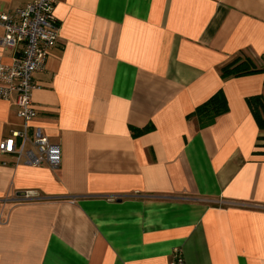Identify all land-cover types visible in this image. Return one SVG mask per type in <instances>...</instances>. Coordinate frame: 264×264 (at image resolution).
I'll return each mask as SVG.
<instances>
[{"label":"crops","instance_id":"obj_1","mask_svg":"<svg viewBox=\"0 0 264 264\" xmlns=\"http://www.w3.org/2000/svg\"><path fill=\"white\" fill-rule=\"evenodd\" d=\"M54 14L33 124L61 162L0 152V264H169L174 248L184 264H264V131L246 103L264 72L220 75L241 54L264 66V0H58ZM219 89L228 111L199 128L187 116ZM16 110L0 100V141Z\"/></svg>","mask_w":264,"mask_h":264},{"label":"built area","instance_id":"obj_2","mask_svg":"<svg viewBox=\"0 0 264 264\" xmlns=\"http://www.w3.org/2000/svg\"><path fill=\"white\" fill-rule=\"evenodd\" d=\"M58 0H30L12 13L0 11V46L14 49L9 62L0 55V100L14 97L21 128L11 130L0 141V152L11 154L15 164L48 166L61 162L60 146L38 125L32 91L37 88L33 74L45 68L50 50L59 39L60 24L54 14ZM169 264H184L181 251L174 248Z\"/></svg>","mask_w":264,"mask_h":264},{"label":"trees","instance_id":"obj_3","mask_svg":"<svg viewBox=\"0 0 264 264\" xmlns=\"http://www.w3.org/2000/svg\"><path fill=\"white\" fill-rule=\"evenodd\" d=\"M256 72H264V66H258L255 61L247 55H239L232 61L220 68V75L223 79L229 77H240ZM246 103L250 113L260 130L264 131V94H256L246 98ZM228 111L226 97L221 89L217 90L209 98L195 107L187 118L195 119L198 127L203 128L214 123L217 116ZM151 126L138 129L137 132H146ZM258 139H264V135L258 136Z\"/></svg>","mask_w":264,"mask_h":264}]
</instances>
